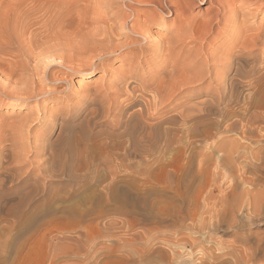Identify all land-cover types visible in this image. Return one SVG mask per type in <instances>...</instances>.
Here are the masks:
<instances>
[{
  "label": "bare ground",
  "instance_id": "1",
  "mask_svg": "<svg viewBox=\"0 0 264 264\" xmlns=\"http://www.w3.org/2000/svg\"><path fill=\"white\" fill-rule=\"evenodd\" d=\"M108 1L112 6L105 11L107 19L100 20L99 16V21L96 18L99 21L97 25L100 23L103 28L99 33L96 30L97 38L94 34L91 37L94 42L92 45H95L93 50L101 54L96 64H101L102 67V63L109 61L112 54L131 47L142 54L161 49L158 56L160 64L145 78L133 77L135 85L131 83V88L123 91L122 97L107 99L104 93L98 92L99 89L89 90L88 97L86 96L88 102L85 101L86 106L83 108L65 111L63 114H53L52 108V118L42 124V134L36 140L37 143L31 141L30 123L38 114L36 113V117H33L34 112V115L27 114L31 108L18 122L0 118V264H28V255L32 250H50L49 248L55 247V244L41 243L36 239L43 240L46 232L54 228L58 234L56 237L60 240L64 223L75 222L81 217V212L76 208V198L83 185L86 186L82 183L85 177L82 170L91 163V156L87 153L88 146L82 145L76 131L87 140L94 139L91 146H99L100 155L95 165L104 166L110 176L107 188L112 190L109 194L112 203L111 209H108L114 213L127 212L155 219L160 223L177 222L180 217L183 218L182 212L195 210L198 201L206 197L203 196L205 189H202V184L206 188L213 186V179L210 180L207 176L208 164L213 158L216 166L229 169L230 176L226 177L231 178V183L225 188L218 187L223 196L217 194L220 197L217 201L229 206L233 199L240 198L241 201L246 197L249 198L247 201L252 202V206H256L254 211L262 203L263 193L245 186L253 179L246 177L247 170L243 171V168L251 164L246 159H264V148L254 151L255 145L248 148L241 143V140H264V31L257 28L254 33L238 32L240 16H250L252 12L242 11L239 3L233 7L237 0ZM238 1L240 4L243 2ZM50 2L0 0V96L8 98L6 106L10 107V112L11 108L17 111L32 99L52 97L54 93V88L50 91L42 90L43 86L42 89L39 88L40 79L38 81L35 77L53 75L49 66L59 50L53 49V45L49 49L48 45L46 48H37L38 51L34 53V32L32 34L31 31L34 23H47L45 16ZM60 2V5L66 4ZM204 2H208L211 8L222 10L225 6L229 10L223 11L219 17L215 14L198 21L191 15V9ZM133 3L152 8L135 11L131 9ZM121 6H125L127 12L123 9V13ZM55 9L57 8L54 7V11ZM60 9L57 10L59 13L65 12ZM96 10L95 13L98 12ZM172 15L173 20L177 21L172 35L164 37L163 34H157L158 37L152 32L155 38L151 37L153 35L148 31L150 25L159 23L157 25L162 28L167 22L166 18ZM60 16L62 18L61 14ZM52 17L55 18L53 15ZM58 22L61 23L60 20ZM115 23L122 26L120 28L123 31L127 30L125 37L129 40H121L116 35L112 27ZM220 25L228 29L230 27L231 32L227 30L234 36V39L224 40L226 49L223 51V58L207 53L203 47L211 33H224L217 31ZM117 31L120 32L118 29ZM197 42L200 43L199 47L192 49L190 44L196 45ZM13 45L18 48L17 51H12ZM260 45L263 47L256 52L258 49L255 48ZM89 48L85 50L91 52L92 49ZM83 51L80 52L85 54ZM89 51L86 53L89 54ZM96 56L93 55L91 60ZM87 57L86 60L90 59ZM211 57L214 62L209 63ZM91 60L84 62L90 64L89 68L95 64ZM198 95H204L207 99L189 104V100ZM1 102L4 103L0 97ZM196 141L205 142L209 146L205 145L204 149L197 150L193 146ZM31 149L34 150L33 153H39L35 166H31L29 159ZM176 150L183 157L180 168L175 171L170 168L172 162L167 161V155ZM154 169H159L161 174L170 179L165 180V184L159 188H140L142 184L139 182H145ZM223 172L228 175L226 171ZM119 173L123 176L117 175ZM220 177L222 179L225 176L223 174ZM224 180L229 182L230 179ZM172 183L182 192L173 191ZM61 184H65L67 188L56 190ZM195 185L199 189L193 195L190 191ZM65 191L68 196L64 195ZM69 200L72 201L71 204H67ZM38 202L44 208L33 212ZM144 206L148 207L147 213L142 211ZM220 207L222 210V206ZM207 209L210 210L208 207L203 211L206 213ZM226 211H217L219 224L226 220ZM241 240L246 242V236ZM190 263L196 264L195 260Z\"/></svg>",
  "mask_w": 264,
  "mask_h": 264
},
{
  "label": "rangeland",
  "instance_id": "2",
  "mask_svg": "<svg viewBox=\"0 0 264 264\" xmlns=\"http://www.w3.org/2000/svg\"><path fill=\"white\" fill-rule=\"evenodd\" d=\"M50 1V4L48 3V12L45 16L47 23H34L31 27V31L32 34L34 32L32 37V50L34 53L38 51L39 47L42 49V46L48 47L49 45L50 49L54 44L55 46H52V48L56 51L59 50L49 66L50 71H52L51 74L55 75L54 78H52L53 75H50L52 81L50 80L49 75L42 78L41 76L35 77L38 81L40 79L38 87L42 89L43 86L42 90L49 89L48 91H50L54 88L52 97L40 96L28 101L26 105L23 106L24 108L18 109L19 111H16L15 108H11L12 112H10V107L6 106L8 98L3 95L0 96L4 101V103H0V118L2 119L5 118L9 122H18L24 114L27 115L34 112L35 116L33 117H36L38 114L37 118H34L30 123V136L31 141H34V143H37L36 140L39 139L42 134V131H40L42 130V124L51 120L52 117L50 115H52V113L63 114L65 111H75L76 109L85 107L86 102H88L86 96L88 97V92L91 90L98 91L99 89L98 92L101 94L104 93L103 95H105L107 99L122 97L124 94L123 91L125 92L131 88V83L132 85H135L133 84V77L136 79H139L140 77L145 78L149 75V72L158 67L160 64V58L158 56L162 51L161 49H156L152 50V52H144L142 54V52L135 50L134 47L126 48L121 50V52H119L120 54H112L110 60L103 62V66L101 67V64H96L98 59H100L99 55L101 54H98L97 51L93 50L95 45H92L94 42L91 37L95 35L97 38L95 32H101L103 25L99 23L98 26L97 24L102 18L107 19L105 11L106 9H111L110 6H112V4L110 5L108 0H56L57 4L54 2L55 0ZM60 1L66 2L67 5L65 3H63L65 5H60L62 4ZM242 1L243 2L240 4V1L237 0L233 7L237 6L239 3L238 6L242 7V11H249L252 12V14L250 16H240L238 32L241 34L254 33L257 28L264 31V0ZM58 3L60 6L59 8H61L60 10H65V12H58ZM71 3L74 4L71 5ZM51 4H53V8L50 6ZM125 4L129 5L127 2ZM121 5L124 4L122 3ZM61 6H63V8ZM54 7L57 8L55 9L56 11H54ZM65 7L66 9H64ZM71 8L72 10H70ZM151 8V6L142 4L139 5L133 3L131 5V9L135 11L149 10ZM227 8L229 7L224 6L222 10L216 7L211 8L208 2H204L202 4L194 5L191 9V15L195 17L196 20L201 21L208 19L215 14H218L219 17L224 13L223 11L229 10H227ZM96 9H98V12L100 10V12L95 13ZM123 9L126 10L125 6L122 7V11L123 13L127 12V10L125 11ZM128 12L133 15L131 11L128 10ZM55 14L57 15L55 16ZM52 15L55 18H53ZM99 16L100 20L98 18ZM49 18L52 20H48ZM76 18L78 20H76ZM96 18L99 20L98 22L96 21ZM173 19L174 15L166 18V26L163 25L162 28L157 25L159 23H154L150 25L151 27H149L150 29H148V31L150 30L149 32L151 34L153 32L155 35L163 34L162 36L165 37L166 35V37H169L177 27V21H174ZM59 20L61 22L60 24L58 22ZM92 21L95 23H92ZM118 25L119 24L115 23L112 26L117 33L116 35L120 37L121 40H129L125 37V32H127V30L123 31L120 28L122 26ZM219 28L217 31H224L223 34L219 33L216 35V32H213L207 36L204 44H202L207 50V53L209 52V54L211 53L215 57L223 58L225 57L223 51L226 49V45L223 44V42L225 39H234V36H231L229 33L231 32L230 27L228 29L227 27H221L220 25ZM117 29L120 30V32L117 31ZM151 37L155 38L154 35ZM93 40L95 41L96 39ZM190 45H192V49H194L199 47L198 45H200V43L197 42L196 45ZM14 46L15 45L11 47V49L13 48L12 51H17L18 48ZM56 47H61V49H56ZM84 47L86 49L90 47L92 49L91 52L87 50L89 51V54H87L88 52ZM262 47V45L256 47L255 49H258L256 52H259ZM82 48H84V51ZM80 51L85 52V54ZM93 51L95 52L94 54L92 53ZM79 53H82V56ZM90 53L94 56L97 54L98 57L96 56L91 60L93 55H90ZM78 54L80 56H78ZM86 54L90 57H87ZM86 57L90 59L86 60ZM61 59L63 61H61ZM211 59L212 57L210 58L209 63L212 61L214 62V60ZM90 60L91 63H95L92 68H89V63L84 64L85 61L87 63ZM54 79L57 82H55ZM204 85L206 87L207 82L204 83ZM206 99L207 98L204 95H198L191 98L189 104L191 103L192 105V103H198ZM37 102L39 104H37ZM43 103L45 104L43 105ZM30 108H34V111L32 109L31 112ZM37 108H39L40 111ZM52 108L54 112L52 111ZM34 113L32 115H34ZM76 136L78 138L80 137L82 145L85 144L88 146L87 153L91 156L89 159V162L91 163L86 169L82 170V173L85 176L82 183H85L86 186L83 185L78 198H76V208L81 212V217L75 222L66 221L64 223L62 229L63 232L60 234V240L56 237L58 234L54 228H50L46 232V236L43 240L34 239L35 241H41V243L49 242L48 244H55V247L52 249L49 248L50 250H41L38 248L32 250L28 255V264H191V260L193 262L195 260L196 264H264V198L260 207L258 205L256 208V211H254L256 206H252V202L250 203V200L247 201L249 198L246 197L241 201L239 200L240 198H237L238 200L236 198L233 199L231 203L229 202V206L217 201L220 195L223 196V194H220L221 192L218 190V187L222 186V188H225L227 184L231 183V178H227L230 176L229 169L220 165L216 166V164H214V158L208 164L207 173L208 178L210 177V180L213 179V181H211V183L213 182V186L206 188L205 184H202V189H205L203 196L206 197H202L198 201L195 210L185 211L184 213L182 212L183 218L180 217L177 222L171 224L160 223L157 220L148 217H141L130 213L127 214V212L114 213L110 210V203H112V201H110L111 197L109 194L112 190L107 188L110 176L104 166L95 165L97 158L100 155L99 146H91L92 141L95 140H87L83 138L78 131H76ZM256 141L241 140V143L243 142V145L246 144V147L248 148H252L255 145L254 151L258 148H264V140L260 141L258 139V141ZM247 142H249L250 145ZM204 143L205 142L196 141L193 143V146H195L197 150H201L205 148V145L209 146V144ZM207 143L210 142L208 141ZM33 152L34 150L31 149L29 154V159L32 162L31 166H35L39 159V153ZM167 156V161L172 162L170 168L175 171L178 170L182 164L183 155L178 154L176 150ZM253 160L254 159L249 161V159H246V162H250L251 164L244 167V170L242 169L243 171L247 170L246 174L248 176L246 177L251 180L253 179V182L250 181L245 184V186L248 187V189L255 190V192L258 190L261 191L264 197V159ZM255 164L256 166H253ZM223 171H226V174L228 175H225V172ZM215 173L216 175H214ZM223 174L227 177L221 179L220 176ZM117 175L120 177L123 176L122 173ZM120 177H118V179ZM169 179L168 176L161 174L159 169H154L148 175L147 180L145 182L140 181L139 184H142V187L140 188H159L165 184L163 183L165 180ZM224 179L230 180L229 182L227 181V183ZM137 181L138 179H136L135 182ZM60 186H57L55 189L67 188L65 184H61ZM171 187L173 191H179V193L182 192L181 189L176 188L173 183L171 184ZM242 187L246 188L244 185H242ZM197 188L198 186L195 185L190 193L192 192L194 195ZM64 193L65 196H68L66 191ZM217 194L219 196H217ZM214 200L218 205L221 204L220 206H222V210L220 206L214 204ZM67 202V204L72 203L70 200ZM210 205L212 207L215 205L213 210ZM208 207L210 210L207 209L205 213V210L203 211V209ZM216 207L219 209H216ZM43 208L44 205H42L41 202H38L35 204L33 212H38ZM214 208L217 211L219 210V213H222L227 209L226 214L228 216L226 217V220L220 222V224L218 212ZM200 210L203 211L204 214ZM142 211L147 213L148 207L144 206ZM208 212H210V214ZM215 213L217 215H215ZM207 217H209V219ZM245 236L247 241L243 242L244 240L242 241L241 239L243 237L245 238ZM249 247H251V249Z\"/></svg>",
  "mask_w": 264,
  "mask_h": 264
}]
</instances>
